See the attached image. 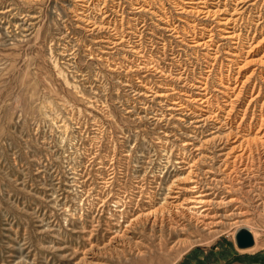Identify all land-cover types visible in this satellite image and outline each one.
I'll return each instance as SVG.
<instances>
[{"label": "rangeland", "instance_id": "obj_1", "mask_svg": "<svg viewBox=\"0 0 264 264\" xmlns=\"http://www.w3.org/2000/svg\"><path fill=\"white\" fill-rule=\"evenodd\" d=\"M138 1L91 0L95 26L81 0H0V9L11 8L0 14V264H131L153 248L161 253L145 264H183L192 251L198 260L264 252V0H208L210 15L189 10L195 4L184 0H155L149 10L136 8ZM104 3L109 16L99 11ZM235 6L246 7L238 21L220 23ZM161 14L180 30L214 26L210 47L192 46L185 32L171 34ZM232 25L241 29L242 42L225 37ZM118 34L125 40L107 47V38ZM134 45L148 56H137ZM156 62L159 67L151 66ZM179 71L185 73L179 77ZM201 74L209 75L221 116L232 98L234 107L227 123L211 120L221 125L216 132L205 127L192 140L203 143L198 154L193 144L184 145L197 129L195 117L167 106L177 87L176 95L199 111L187 94L200 90L193 84ZM220 147L229 156L244 154L239 170L214 174L233 180L226 200H236L227 205L219 198L223 203L213 204L206 219L212 223L192 222L178 237L167 235L166 250L158 228L142 220L133 239L109 242L114 233L108 229L123 230L138 212L142 191L144 199L156 189L165 192L187 174L178 170L177 155L206 157L202 167L209 168L215 161L208 156ZM241 228L253 233V246L238 247ZM91 243L97 244L93 253L86 250Z\"/></svg>", "mask_w": 264, "mask_h": 264}, {"label": "bare ground", "instance_id": "obj_2", "mask_svg": "<svg viewBox=\"0 0 264 264\" xmlns=\"http://www.w3.org/2000/svg\"><path fill=\"white\" fill-rule=\"evenodd\" d=\"M81 1H84V2H82V4L85 6V7L82 8L81 11H83L84 15L87 17V20L92 22V25L97 26L96 21H94L93 19H90L91 18L90 9L93 7V6L91 7V5H92L91 2H90L91 0H81ZM242 1L243 0H238V2H242ZM154 2H155V0H140V1H138V5L136 6V8H139L140 10H149L148 6H150L151 4H154ZM184 2L187 3V4L188 3H194L195 5H192L190 7L191 9H189V10H194L196 12L204 13V15H208V14L210 15V13L213 11L212 8L209 7V5L207 4L208 0H184ZM105 4H107V3H104L102 8H99V11L100 12L102 11V13H105L106 16H109V15H111V13H108L107 10H104ZM242 7H244V6H235V7H233V10L231 11L230 15L227 16V17H223L224 20L219 21V22L227 24V23H229L231 21L234 22V20L238 21V17L240 16L239 15L240 14V9ZM160 8H161V6H160ZM187 8L188 7H186L185 5L181 6V10L182 11L186 10ZM244 8H246V7H244ZM9 10H11V8H8L6 10L5 9H0V14H4L5 12H7ZM161 10L165 11V9H161ZM166 11H168V10H166ZM234 15H236V16H234ZM159 17L166 22L165 23L166 25H163L162 27L167 29V30H169V31H171V34L173 32V33H175L174 35L180 36V37L183 38L182 34H180L181 31H182V32H185V34H187V35H191L192 41H193L192 42V46H195V47H199V46L210 47L209 46L210 45L209 42L212 41V39H213V35H214L213 31L215 30L214 26H211V27L205 26V25H201L200 26L201 29L207 30L206 33L208 32L207 33V37H205L204 36V35H206L205 31L204 30L203 31L197 30L198 28L196 29V25H193L192 29H190V30H188V29L186 30V27L182 26L183 29L180 30L179 24H174V23L172 24V22L169 21V19H167L165 15L161 14V15H159ZM165 18H166V20H165ZM259 18H258V20H259ZM145 24H143V25H145ZM226 27H231V28L224 29L227 32L225 37L231 38L233 40V43L242 42L241 41V38H242L241 29L239 31H237L238 28H236V26H233V25L232 26H226ZM114 28L117 29L118 27L115 26ZM222 29H223V27H222ZM190 32H193V33L190 34ZM171 34H169V35H171ZM124 40H125V35L124 34H118L117 36H115L113 38H107V42L109 43L107 45V47L114 48V47H116L117 44L122 43ZM157 42H160V41L157 40ZM166 42H168V41H166ZM133 49H134L133 51L135 52V54L137 56H139V57H143V56L145 57V55L147 54V53H145L146 49L143 50V49L140 48V46H139V48H137L134 45ZM236 53L237 52L234 51V54H236ZM165 55H167V54H165ZM146 56H148V55H146ZM147 64H148V62H147ZM152 64L153 65H151V66H153L155 68L156 65H158L159 63L156 62V63H152ZM144 65H142V67H144ZM138 66L140 67L141 65H138ZM147 66L149 67V65H147ZM158 67H159V65H158ZM164 70H165V68L163 69L161 67H160V69H158V71H160V72H164ZM167 71H168V69H167ZM183 73H185V72L179 71L178 72L179 77H181ZM222 75L223 74H221V77H222ZM208 76H209L208 74L207 75H202L201 74L200 77L202 79L198 78L196 80L197 82H199V84H195V83H194L195 85L193 84L194 87H196V88H198L200 90H198L195 95L192 94V93L191 94L190 93L187 94V95H190V99L191 100L196 101L198 103L197 107H199V111L196 112L193 109H191L189 107L190 106L189 102L184 100L180 95H176V93H179L181 91V90L180 91L176 90L177 87L176 88L172 87V91H173L172 94L174 93L175 96L172 97V102H171L172 105H168L167 106V109L179 110L183 114H185L186 111H188L187 114H193V116L195 117V119L191 120V122H195L196 123V125L194 124L195 125L194 127H196L197 129L193 130L192 131L193 133H189L188 134L189 139L184 141V145L193 144V147H195V150H200L198 152V154H201V149H202L203 143H199L197 145L192 140L197 139L200 136L199 133L200 134L202 132L204 133V131H205L204 128L205 127H207V129H209V130H212V131H210V133L216 132L221 125H223V124L228 122V115L230 114L231 109L234 107V103H233L234 99L232 98L229 101L230 103H232L230 105L231 108L225 111L227 115H225L224 117L221 116L222 108L220 106H218V108H214V106H213L214 103L212 101L213 99L211 98V96H212L211 93L212 92H211ZM227 77H228V79H232L233 78V77H230V75H228ZM235 86H232V88L235 87ZM226 87H229V85H226ZM168 94H170V93H160L159 95L160 96H165V95L167 96ZM188 100H189V98H188ZM225 101L227 102L228 100L225 99ZM229 102H227V103H229ZM160 112H162V111H160ZM211 120H214L215 123L219 122L221 125L218 126L214 122L212 123ZM164 134L165 135H169V132L166 131ZM187 148H188V146L184 147L185 150ZM234 148H235V146H232L231 149L234 150ZM231 153H232L231 150L225 152V151H223V148L220 147L219 148V153H217L215 151L211 156H208V158H210L211 161H215V163L212 164V166L209 167V168L202 167L203 163H205L206 160H207L206 157L199 156L198 158H194L193 157L194 158L193 159V158H190L191 154H187L186 151H183L181 155H177L176 154L177 155L176 163L179 164V166H177L178 170L179 169H185V170H187V174L185 176H177V177H175L165 187V189H166L165 192H159L160 189H161V188H159V189H156L155 191H151L149 194H147V196H145L146 198L144 199V198H142V194H143V191H142V193L139 194L140 195L139 201H138V203H136L138 205V212H134L135 214H132L133 216L131 217V219L128 220V222L126 224V227L123 230H121V228L111 230L112 227H110L108 229V230H110L111 232L114 233L110 237L109 242H112V243L115 242L116 244H120L121 242L125 241L126 238L133 239L134 235H136V232L134 231V229H136L135 228V223H136V221L142 220L145 224H147V223L150 224L151 223L153 225V227L158 228V231L160 232L159 235L162 236V243L160 244L161 245L160 248L162 250H166L167 247L165 245L166 244L165 240H167L166 239L167 235L170 238L178 237V235L184 233L182 231V229H186V226L189 225L192 222H195L196 225H202V224L208 225L209 223H212V222H207L206 219L208 217L214 215V214L211 215L212 209H213V207H212L213 204H215V203H218V204L223 203L222 202L223 198H224L223 200H225L224 203H226L227 205H228V202H230L232 200H236V197H234V196H232L228 200H226V197H227L226 193H230L231 190L234 188L233 180L232 179L228 180L226 178V176H222L221 178H218V177H216L217 175L216 176L214 175V174H217V173L224 172L223 174H227V176H228V174H230L232 172L234 173L237 170H239V167L241 165L240 163L243 162L242 158H243L244 151L240 152L239 154H234V155L229 156V154H231ZM223 155H225V157L224 158H220ZM166 160H168V159H166ZM242 168L243 169H248V167L246 165L243 166ZM211 173L213 175H211ZM238 173H239V171H238ZM201 175H203V176H201ZM204 176L206 178L210 177V179L209 180L208 179L205 180L203 178ZM144 186H145V184H144ZM185 193H187L188 195L185 196ZM222 193H225V194L223 196H221ZM161 194H163V196L160 197ZM219 198H222V199H219ZM121 201H122L121 199H118V200H115V203L120 204ZM129 202L131 203V201H129ZM157 202H160V205L155 207V204ZM123 205H125V202H124ZM231 213H233V212L231 211L229 214H231ZM121 215H122V217H128L129 214L127 215V214H125V212H122ZM115 219H116V217H115ZM114 224L117 225V226L118 225L120 226L121 223H119V221H117V222H114ZM167 229H168V233H166ZM129 233H132L133 235H129ZM97 235H98V233H97ZM137 243H138V241L136 240L134 242V244H135L134 246H137V247L139 246L140 247V245H138ZM95 245H97V244L96 243H91L90 247L86 248V250H88L89 253H93L91 251V249H93L95 247ZM131 247H133V245ZM79 248H80V246H79ZM160 253L161 252H159L157 250V248L156 249L153 248V250L148 252V254L146 253L144 256L133 260V262L131 264H145V262H147V260L156 259L157 256Z\"/></svg>", "mask_w": 264, "mask_h": 264}, {"label": "crops", "instance_id": "obj_3", "mask_svg": "<svg viewBox=\"0 0 264 264\" xmlns=\"http://www.w3.org/2000/svg\"><path fill=\"white\" fill-rule=\"evenodd\" d=\"M197 251H192L184 259L183 264H264V252L263 253H252V254H234L228 258L216 259L214 256L207 257L204 255L200 256L198 260ZM216 259V260H215Z\"/></svg>", "mask_w": 264, "mask_h": 264}, {"label": "water", "instance_id": "obj_4", "mask_svg": "<svg viewBox=\"0 0 264 264\" xmlns=\"http://www.w3.org/2000/svg\"><path fill=\"white\" fill-rule=\"evenodd\" d=\"M236 243L239 248H248L253 246L255 243L253 233L247 228H241L236 233Z\"/></svg>", "mask_w": 264, "mask_h": 264}]
</instances>
